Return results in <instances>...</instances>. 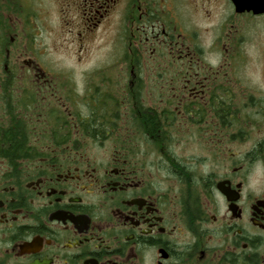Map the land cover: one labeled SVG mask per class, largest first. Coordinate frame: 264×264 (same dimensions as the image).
I'll return each instance as SVG.
<instances>
[{"label": "flooded vegetation", "instance_id": "1", "mask_svg": "<svg viewBox=\"0 0 264 264\" xmlns=\"http://www.w3.org/2000/svg\"><path fill=\"white\" fill-rule=\"evenodd\" d=\"M72 4L76 47L108 28L131 58L8 77L25 92L0 103V264H264V81L238 77L264 0ZM33 86L59 103L30 107Z\"/></svg>", "mask_w": 264, "mask_h": 264}, {"label": "rangeland", "instance_id": "2", "mask_svg": "<svg viewBox=\"0 0 264 264\" xmlns=\"http://www.w3.org/2000/svg\"><path fill=\"white\" fill-rule=\"evenodd\" d=\"M0 3L5 7L2 14L7 19L5 32L10 41L2 49L0 75L4 70H13L18 76L43 74L49 80L68 77L82 81L86 75H106L105 72L113 70L112 65L117 66L115 61L122 58L121 49L125 59L131 58L128 47H110L115 33L108 28L99 29L90 38L88 47H76L69 32L76 16L72 0H0ZM260 43L262 40L255 38L251 47H242L244 58L238 62L239 79L254 88H260L264 81V47ZM39 66L44 73L38 70ZM32 88L28 92L37 102L46 98L54 101L53 105L59 103L57 98L61 94L56 93L55 98L43 94L37 86Z\"/></svg>", "mask_w": 264, "mask_h": 264}, {"label": "trees", "instance_id": "3", "mask_svg": "<svg viewBox=\"0 0 264 264\" xmlns=\"http://www.w3.org/2000/svg\"><path fill=\"white\" fill-rule=\"evenodd\" d=\"M4 8H5L4 5L2 6L0 3V62H1V56H2L1 55L2 49L4 47H7L9 42H10L9 39L7 38L6 32H5V26L7 23V19L4 18L5 13L2 14V11ZM12 28H13V26L10 27V29H12ZM3 56L5 57V55H3ZM16 76H18V75H17L16 71H13V70H9L8 72H6L4 70L3 74L0 75V103L1 104H2V102L6 103V105L4 104L5 107L16 106L14 99H13V102H11V100H12L11 98L13 96V93H14L13 97H15V91H16L15 86L18 87L19 92H25V90H23V88H21L19 85L21 82L18 83V81H13V80L11 81L8 79V77H16ZM10 85H12L14 87L13 92H11ZM26 92L28 93V91H26ZM24 98H26L30 102V107H32V106L34 107V104H33L34 102H36L35 105H37L38 107H41L40 102H37L35 100V97L30 95L29 93ZM1 100H2V102H1ZM4 105H1V106H4ZM6 134H7V130L3 129L0 132V139L6 140ZM7 150H8V148H6V146L0 145V155H5Z\"/></svg>", "mask_w": 264, "mask_h": 264}, {"label": "water", "instance_id": "4", "mask_svg": "<svg viewBox=\"0 0 264 264\" xmlns=\"http://www.w3.org/2000/svg\"><path fill=\"white\" fill-rule=\"evenodd\" d=\"M240 11L255 9L257 4L263 0H233Z\"/></svg>", "mask_w": 264, "mask_h": 264}]
</instances>
